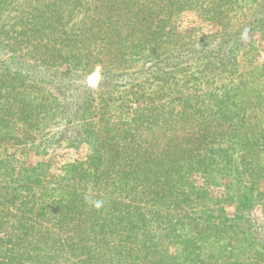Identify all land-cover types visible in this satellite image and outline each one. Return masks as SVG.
Listing matches in <instances>:
<instances>
[{
  "label": "rangeland",
  "instance_id": "rangeland-1",
  "mask_svg": "<svg viewBox=\"0 0 264 264\" xmlns=\"http://www.w3.org/2000/svg\"><path fill=\"white\" fill-rule=\"evenodd\" d=\"M3 1L7 4L0 7H9L5 12L9 17L0 16V26L8 25L7 34L0 31V160L8 163L0 164V264L27 263L28 255L21 257L22 252L35 246L40 248L42 264H264V247L254 244V236L264 234L262 197L253 204L252 213V222L260 229L228 222L231 227L220 230V239L212 236L204 243L184 246L181 242L194 231L190 220L185 219L187 227L177 223L172 229L169 223L146 216L163 182L144 181L138 170L149 165L139 162V152L156 157L157 168L165 170L185 155L193 151L199 155L205 149L197 148L194 139L188 141L204 134L202 121L211 116L207 109L214 102L204 100L202 92L226 84L227 77L250 91V69L264 64V30L252 34V46L245 44L232 53L231 71L226 59L208 62L191 54L189 62L179 67L136 72L155 59L153 52H181L234 35L252 20L263 0L225 3L228 18L221 19L183 0ZM46 10L57 15V21H51L57 26L53 34L46 27L51 15L43 13ZM154 30L159 34L153 39L156 49H144L148 32ZM24 75L26 80L21 81ZM52 77L57 81L62 77V90L51 86ZM84 84L93 91L89 106L84 103L88 95ZM64 94L75 102L71 115L81 119L68 123L58 113ZM49 108L53 111L48 113ZM246 112L250 116V105ZM29 117L38 121L33 127L27 124ZM88 129L89 136L83 133ZM102 152L106 156L98 165L95 157ZM72 166L81 170L79 175ZM24 168L33 170L38 182L30 192L25 190L17 208L10 207V195L1 193L25 182L21 179L29 172ZM190 178L206 189L216 209L221 207L225 216L233 217L232 199L242 190L232 175L220 168L219 177L195 171ZM254 191L264 193L261 177ZM40 201L52 206L42 215L30 214V206ZM190 204L194 206L192 202L171 205L173 214L181 219L190 213ZM80 233L84 244L68 247L67 238ZM124 235L135 237L134 245L128 244L127 250L134 253L130 259L125 256ZM43 236L49 242L42 245L37 238ZM148 248L161 251L143 260Z\"/></svg>",
  "mask_w": 264,
  "mask_h": 264
},
{
  "label": "trees",
  "instance_id": "trees-1",
  "mask_svg": "<svg viewBox=\"0 0 264 264\" xmlns=\"http://www.w3.org/2000/svg\"><path fill=\"white\" fill-rule=\"evenodd\" d=\"M96 2L99 3L100 0H91L90 4H94ZM183 2H185V4L194 3L199 10L202 9L203 11L210 13V17L221 19L228 18V13H226V11L223 9V4H228L232 2V0H183ZM0 4L5 5L7 2L3 1L0 2ZM7 8L9 7H0V16L3 18L9 17V13H5L7 12ZM51 12L52 11L50 10L43 11V13L51 14L49 17L50 22H48L46 27L53 34L57 31V26H55V24L51 21L52 18H56L57 15L55 16ZM7 27L8 25L0 26V31L3 35L7 34ZM226 27L227 26H225V28ZM262 30H264V0L252 20L243 28L237 30L234 35L221 38L218 42H212L210 44L193 49L188 48L182 50L181 52H169L165 55L158 53L156 54L153 52L155 59H150L149 65L142 64L139 69L136 70V72L147 70L154 72L151 71L153 70V67L157 68V72L158 70L164 71V68L168 66H172L174 68L179 67L183 62H189L187 56L191 54H199V58H202L208 62L209 60L211 61L217 58L226 59L225 63L230 64L228 69L231 71L232 68L234 69L235 63V58L232 53L237 49H241L245 44H250V46H252V34ZM156 31L157 30L148 32V36L146 38L148 42H146V47H143L144 49L150 48L152 51L156 49V46L153 43L154 37L159 35ZM248 75L250 76V91L249 88L240 85L241 83L239 84V82L235 84V78L232 79L227 77L226 79L230 83H222V85L218 88H215L211 91L207 90L202 92L203 96L201 97H203V99H208L214 103H212V108L207 109L210 110L209 112H211L210 119H204V121H202L201 129L204 131V134L196 136L198 138L191 137L188 139L189 142L193 141V139L194 142H199L197 144V148H200L201 145L205 146V149H203L202 152H199V155H197L198 152L193 151L194 153L191 152V154L185 155V159L182 162L177 160V162H174L172 166L164 170L162 168H157L158 163H156V157H151V154L150 157H143L140 152L138 153L141 158L139 162L143 161L149 164L148 166H140V169H138L140 173H142V179L144 181L147 180V182H152L153 184H158L160 179L163 182L162 186H157L158 188L156 189L157 191L155 192V197L154 199L152 198V203H150L146 208V216L151 215V217L154 216L158 218L160 224L161 222L165 225L169 223V226L172 229H174V226L177 225V223H179L180 228L187 227L188 225L185 223V219H189L193 225L194 231L193 234H191V238L184 239L181 242V244L184 246L186 244L187 246H194L198 243H204L212 236L216 240L220 239L218 237L220 230L225 231L231 227L230 223L233 221L238 223L242 222L246 225L250 224L249 227L253 229H260L256 223L252 222V213L254 206L253 204L257 200H260L261 197L264 199V193L260 194L255 193L254 191V183L257 181V179L261 177L264 180V64L260 67L250 69ZM53 77L51 80V86H56L55 88L58 87L60 90H62L60 84L61 82H59H64L61 80L62 77H59V81L54 80ZM21 79V81L26 80L25 75ZM63 79H65V77H63ZM196 79H198V77H196ZM207 82H209L208 79L204 83ZM82 89L84 92L88 93L84 103L88 102L89 106L90 97L93 91L90 88L88 89L86 84L82 86ZM247 93H250V103L248 97L249 95L246 96ZM56 97L59 99L58 95H56ZM19 100L23 99L19 98ZM58 102V113L68 118L66 122L70 123L74 120L81 119L77 117V115H71L70 108L75 102H71L70 97H68L66 94H64L63 99H59ZM246 103L247 105H245ZM249 105L250 116H247L246 110L247 107L249 108ZM55 106H57V104ZM49 107H51L50 103ZM52 111V108L48 109V113ZM238 115L241 116L240 119L233 120V118H235L234 116L237 117ZM201 116H204L203 113ZM29 119L30 120L28 123H26L31 125L30 127H33L38 122L37 119L35 120L36 122L32 121L31 117H29ZM225 123H228L227 126L222 127V125ZM248 124H250V127H248ZM82 127L84 126L79 127L78 130ZM215 130H218V134H215ZM83 133H86V135L89 136L90 129H88V133L87 131ZM222 143H225L226 145L223 147ZM222 152H229L230 155H222ZM105 156L106 154L103 152L97 153L95 158L97 159L96 161L98 165L101 164ZM223 158L229 159L223 161ZM2 163L7 164L8 162H3V160H0V164ZM97 166L95 169H97ZM77 168L72 166V170H75V172L77 171V175H79L78 172L81 170ZM220 168L221 170H224L226 174L230 176L232 175L233 178H235L234 183L241 187L240 191L242 190L240 193H238V195H234V199H232L235 202V210L232 218L225 216L221 207L216 209V203L212 202L214 200L210 194L207 193L206 189L202 186L200 187L198 185H194V182L190 178L191 172L195 171L197 173H202L205 177H208L209 175L219 177ZM24 170L29 172L26 177L24 176L21 179L25 180V182L23 181L24 183L18 184L10 191L7 187L6 189L8 192L2 191L1 193L5 197L10 195V199L7 202L9 203L7 205L10 207L13 206L14 208H17V203L18 201L19 203L22 201L25 190L30 192L34 185H36L38 182V179L33 175V170H29L27 168H24ZM228 185L229 187H232L233 183H229ZM150 191L149 194H152ZM226 193L231 197L233 196L229 189ZM160 197H162V199H160ZM159 200L164 201L161 203ZM167 200H170L172 204L167 203ZM189 202L194 203V206L191 204L189 205L192 208L190 209V213L184 214L181 219L177 218L178 213L175 215L173 214L175 212L173 210L174 206H179L180 204L187 205ZM209 203L211 204L209 205ZM50 206H52L51 203L40 201L39 203L31 205L28 211L30 214L39 216L44 214L45 210ZM71 209L72 208H69V210ZM171 217L176 219V221H173ZM217 224L221 225L222 227L219 228ZM30 233L27 235V238ZM45 236L37 238L40 242H42V245L44 242H49ZM81 237L82 235L80 233V235H77L73 238H67L68 247L73 246L75 243H80L81 245L84 244L83 239H80ZM254 237V244L264 247V234L256 235ZM122 238L124 241H127L125 256L127 259H130L132 258L131 256L134 257V253H130V251L127 249L129 245H134L133 241L135 237L134 235H124ZM58 240L60 242L59 238ZM51 242L53 244L54 240H51L50 243ZM39 244L40 243H38V246ZM24 249L27 251L26 247ZM38 249L40 251V248L35 246L32 247L31 250H28L27 253L22 252L21 257L28 255L26 261L27 263L24 262L23 264H42L40 259L41 253H37ZM32 251L35 253V255H33ZM160 251H154L152 248L146 249V251L143 253V260L147 257H154L156 253H159ZM29 261H31V263H28Z\"/></svg>",
  "mask_w": 264,
  "mask_h": 264
},
{
  "label": "water",
  "instance_id": "water-1",
  "mask_svg": "<svg viewBox=\"0 0 264 264\" xmlns=\"http://www.w3.org/2000/svg\"><path fill=\"white\" fill-rule=\"evenodd\" d=\"M94 79H95V75H92V76H91V80H94Z\"/></svg>",
  "mask_w": 264,
  "mask_h": 264
}]
</instances>
